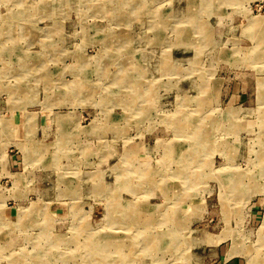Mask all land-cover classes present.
<instances>
[{
	"label": "rangeland",
	"instance_id": "rangeland-1",
	"mask_svg": "<svg viewBox=\"0 0 264 264\" xmlns=\"http://www.w3.org/2000/svg\"><path fill=\"white\" fill-rule=\"evenodd\" d=\"M261 86L264 0H0V264H264Z\"/></svg>",
	"mask_w": 264,
	"mask_h": 264
},
{
	"label": "crops",
	"instance_id": "crops-1",
	"mask_svg": "<svg viewBox=\"0 0 264 264\" xmlns=\"http://www.w3.org/2000/svg\"><path fill=\"white\" fill-rule=\"evenodd\" d=\"M244 80H245V78H244ZM220 82V85H219V83H218V81H217V85H216V88H217V93L218 94H222L223 92H221L220 91V88L219 87H221V85H222V80H219ZM246 82H247V80H245ZM243 85L244 86H246V83L243 81ZM254 83H255V86H256V79H254ZM233 89H232V91H231V93H230V95H227V98H226V101H224V102H222V99H220L219 100V102H220V104H223V106H224V108L226 109L228 106H231V105H233V106H235V107H237V108H241V104H244L245 103V101H246V97L244 96L245 95V92H244V90H242V89H240L239 87H238V83H234V85H233V87H232ZM37 123V122H36ZM18 126H20V128H22L23 127V122H21L20 124H18ZM77 126H78V122L76 121L75 122V120H71V122H67L63 127H62V129L64 130V131H66L67 132V130L69 129V130H71L72 128H74V127H76L77 128ZM17 136L18 137H15V138H17V139H19L20 140V137H19V134H17ZM14 137V136H13ZM12 143V142H11ZM10 153H13V151H10ZM11 159L12 160V164L11 165H9V161H7V164H6V166H8L9 168L7 169L6 168V171L7 172H9V170H10V172L9 173H11L12 172V170H17L18 169V165H19V163H18V157H15L14 155L12 156V157H8V159ZM4 180V178L3 179H1L0 181L2 182ZM262 206V205H261ZM260 208L258 207V206H256L255 205V203L253 204V205H251L250 206V208H249V212H251V214H253L254 213V211H256V210H259ZM97 214L98 213H100L99 215H101V213H102V210H101V206H98L97 207ZM253 216V215H252ZM252 219V221L254 222V221H256V217H252L251 218ZM197 228H199V226L197 227ZM196 228V229H197ZM200 229V228H199ZM221 235V234H220ZM207 237H202L201 236V239L199 240L200 242L201 241H205V239H206ZM204 239V240H203ZM199 241H197V243H200ZM231 241V240H230ZM226 241H224V242H221V243H225ZM197 243H195L194 245H196ZM209 243V242H208ZM221 243H218V244H213V246L214 247H216V246H220L221 245ZM195 250V249H194ZM193 250V251H194ZM228 250L229 249H227L226 251H225V253H223V254H221L222 256H224V260L222 261V264H236V260H237V258H241V259H243L241 256H238V255H234V257H232V258H228ZM192 259V258H191ZM193 261H191L193 264H200L199 262H200V260L198 259H196L195 258V260L194 259H192ZM244 260V259H243Z\"/></svg>",
	"mask_w": 264,
	"mask_h": 264
},
{
	"label": "bare ground",
	"instance_id": "bare-ground-1",
	"mask_svg": "<svg viewBox=\"0 0 264 264\" xmlns=\"http://www.w3.org/2000/svg\"><path fill=\"white\" fill-rule=\"evenodd\" d=\"M195 2V1H194ZM197 2V1H196ZM189 3V2H188ZM193 3V2H192ZM191 4V3H190ZM204 4V3H203ZM200 5V4H199ZM180 38H182V37H180ZM182 40V39H181ZM186 41V40H185ZM194 41V40H193ZM32 57V56H31ZM262 87V86H261ZM264 87H262V89H263ZM261 95V94H260ZM262 96V95H261ZM263 97V96H262ZM111 207V206H110ZM115 209V208H114ZM153 212V211H152ZM156 212V211H155ZM169 214V213H168ZM172 214V213H171ZM105 215V214H104ZM170 215V214H169ZM173 215V214H172ZM105 219V218H104ZM155 219V218H154ZM147 222H149V221H147ZM151 222V221H150ZM107 240V239H106ZM175 240V239H174ZM105 244V243H104ZM101 246V245H100ZM105 246V245H104ZM129 246V245H128ZM133 247V246H132ZM97 255V254H96ZM115 255H116V253H115ZM123 256V255H122ZM108 257H110V256H108ZM118 257V256H117ZM130 258H131V256H130ZM114 259V258H113ZM101 260V259H100Z\"/></svg>",
	"mask_w": 264,
	"mask_h": 264
}]
</instances>
